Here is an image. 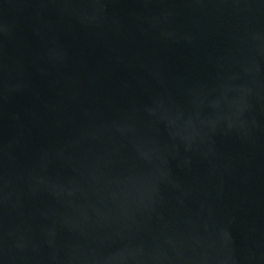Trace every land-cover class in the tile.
Here are the masks:
<instances>
[{
    "label": "water",
    "instance_id": "1",
    "mask_svg": "<svg viewBox=\"0 0 264 264\" xmlns=\"http://www.w3.org/2000/svg\"><path fill=\"white\" fill-rule=\"evenodd\" d=\"M0 264H264V0H0Z\"/></svg>",
    "mask_w": 264,
    "mask_h": 264
}]
</instances>
